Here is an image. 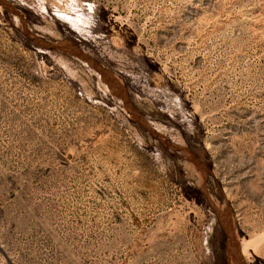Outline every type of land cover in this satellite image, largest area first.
<instances>
[{
  "label": "rangeland",
  "instance_id": "obj_1",
  "mask_svg": "<svg viewBox=\"0 0 264 264\" xmlns=\"http://www.w3.org/2000/svg\"><path fill=\"white\" fill-rule=\"evenodd\" d=\"M222 215L264 264V0H0V264H229Z\"/></svg>",
  "mask_w": 264,
  "mask_h": 264
},
{
  "label": "bare ground",
  "instance_id": "obj_2",
  "mask_svg": "<svg viewBox=\"0 0 264 264\" xmlns=\"http://www.w3.org/2000/svg\"><path fill=\"white\" fill-rule=\"evenodd\" d=\"M110 80H112V79L110 78ZM116 90H117V87H116ZM122 92H123V90H122ZM190 159L193 162V164L199 165V163L196 160H194V158L192 156H191ZM200 168H201V165H200ZM202 170H203V168H202ZM222 217H223V219H222ZM222 217H221L222 224H223L224 230L227 233V239H228V241H227V249H228L229 264H242V257L244 255H246L247 251H249V249L253 246V244L251 242H245V241L238 242L237 241L238 239L236 240V238H235V233H234V229H233L234 225L232 224L231 220L226 215H222Z\"/></svg>",
  "mask_w": 264,
  "mask_h": 264
}]
</instances>
